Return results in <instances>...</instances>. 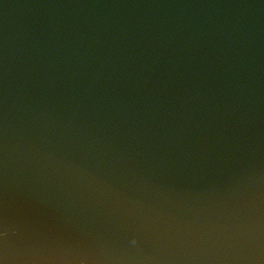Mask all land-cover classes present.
I'll list each match as a JSON object with an SVG mask.
<instances>
[{
	"label": "water",
	"instance_id": "obj_1",
	"mask_svg": "<svg viewBox=\"0 0 264 264\" xmlns=\"http://www.w3.org/2000/svg\"><path fill=\"white\" fill-rule=\"evenodd\" d=\"M0 226L10 264H264V0H0Z\"/></svg>",
	"mask_w": 264,
	"mask_h": 264
},
{
	"label": "clouds",
	"instance_id": "obj_2",
	"mask_svg": "<svg viewBox=\"0 0 264 264\" xmlns=\"http://www.w3.org/2000/svg\"><path fill=\"white\" fill-rule=\"evenodd\" d=\"M28 264H48L51 258L48 257H26ZM0 264H10L7 253L0 255Z\"/></svg>",
	"mask_w": 264,
	"mask_h": 264
},
{
	"label": "snow or ice",
	"instance_id": "obj_3",
	"mask_svg": "<svg viewBox=\"0 0 264 264\" xmlns=\"http://www.w3.org/2000/svg\"><path fill=\"white\" fill-rule=\"evenodd\" d=\"M129 227L135 233L136 241L137 243H139L141 241L142 226L136 222H133L132 224L129 225ZM6 236H7V232L3 230L2 226H0V238H4ZM3 243H4V249L0 250V253H2L3 251H6V240Z\"/></svg>",
	"mask_w": 264,
	"mask_h": 264
}]
</instances>
